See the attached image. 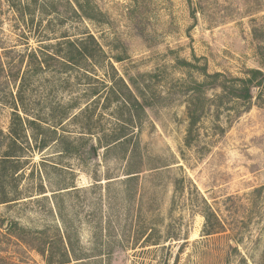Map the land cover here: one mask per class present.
<instances>
[{
    "label": "rangeland",
    "instance_id": "374dc122",
    "mask_svg": "<svg viewBox=\"0 0 264 264\" xmlns=\"http://www.w3.org/2000/svg\"><path fill=\"white\" fill-rule=\"evenodd\" d=\"M203 67L264 0H0V264H264V94Z\"/></svg>",
    "mask_w": 264,
    "mask_h": 264
},
{
    "label": "trees",
    "instance_id": "16d2710c",
    "mask_svg": "<svg viewBox=\"0 0 264 264\" xmlns=\"http://www.w3.org/2000/svg\"><path fill=\"white\" fill-rule=\"evenodd\" d=\"M88 17L92 16L89 15ZM203 73L207 76V79L211 78V81H214V83L218 82L222 94L228 95L233 99L249 101L253 98V90L255 89L257 90V98L261 99L264 94V71L260 68H247L244 70V75L242 77H226V75L220 72L209 74L205 67H203ZM222 76L223 78H219ZM196 121L197 119L193 117L191 125ZM29 122L34 123L33 120ZM211 214L212 216L216 215L213 211L210 212V216ZM207 222H209V224L207 223L208 225H206L205 231L210 234L215 230V227L210 224V221L207 220Z\"/></svg>",
    "mask_w": 264,
    "mask_h": 264
},
{
    "label": "water",
    "instance_id": "95a60500",
    "mask_svg": "<svg viewBox=\"0 0 264 264\" xmlns=\"http://www.w3.org/2000/svg\"><path fill=\"white\" fill-rule=\"evenodd\" d=\"M94 151H95V149H94Z\"/></svg>",
    "mask_w": 264,
    "mask_h": 264
}]
</instances>
